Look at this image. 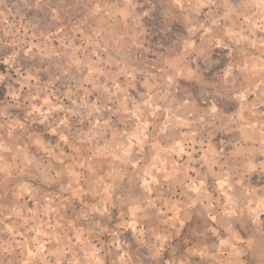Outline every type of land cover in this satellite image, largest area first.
Returning a JSON list of instances; mask_svg holds the SVG:
<instances>
[{
    "label": "clouds",
    "instance_id": "obj_1",
    "mask_svg": "<svg viewBox=\"0 0 264 264\" xmlns=\"http://www.w3.org/2000/svg\"><path fill=\"white\" fill-rule=\"evenodd\" d=\"M0 264H264V0H0Z\"/></svg>",
    "mask_w": 264,
    "mask_h": 264
}]
</instances>
